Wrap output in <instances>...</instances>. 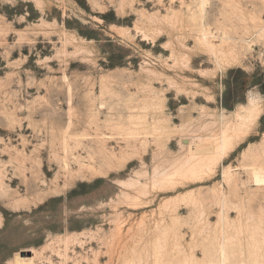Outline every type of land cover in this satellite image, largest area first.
I'll list each match as a JSON object with an SVG mask.
<instances>
[{
  "label": "rangeland",
  "instance_id": "obj_1",
  "mask_svg": "<svg viewBox=\"0 0 264 264\" xmlns=\"http://www.w3.org/2000/svg\"><path fill=\"white\" fill-rule=\"evenodd\" d=\"M257 166L264 0H0V264H264Z\"/></svg>",
  "mask_w": 264,
  "mask_h": 264
},
{
  "label": "bare ground",
  "instance_id": "obj_2",
  "mask_svg": "<svg viewBox=\"0 0 264 264\" xmlns=\"http://www.w3.org/2000/svg\"><path fill=\"white\" fill-rule=\"evenodd\" d=\"M247 113V112H246ZM254 114H255V116H254ZM257 116H258V114H256V111L255 110H253V111H251L250 112V114L248 115H246V118H243V122H241L242 123V125L243 126H247V125H249L248 123L249 122H251V120H255V117L257 118ZM241 117V116H240ZM233 129V128H232ZM231 129V130H232ZM230 130H228V131H224L225 132V134H223L224 132H222V135H221V137L224 135V143H222V146H221V151H219V152H216L217 151V149H215V148H213L215 151L213 152V153H215V154H213V153H211V155H218V157H216V156H213L214 158H212L211 160H212V162H217V160H221V158L223 157V156H225L226 155V153H227V151L228 150H230L231 148H233V145H234V143H233V140L237 137L238 138V136H240V135H238L237 136V132L238 131H236V129H234V130H232V133L231 134H228V132H229ZM204 143V142H203ZM224 144V145H223ZM197 146V145H196ZM208 146V145H207ZM214 146V145H213ZM198 148H197V153H195L196 155L200 152V146H197ZM203 147H201V149H202ZM205 149V148H204ZM208 149H209V147H208ZM207 149V150H208ZM202 151L203 152H206L205 150H201V153H202ZM229 153V152H228ZM210 155V156H211ZM228 155V154H227ZM205 156V155H204ZM207 156H209V154L207 155ZM199 158V157H198ZM202 161V160H201ZM204 161V160H203ZM251 172L255 175V177H256V180L258 181V183L259 184H261V185H264V167H260V166H257V167H253L252 169H251ZM258 184V185H259ZM223 245V244H222ZM221 248V247H220ZM222 250H224L223 248H222ZM221 250V251H222ZM221 255V254H220ZM221 257V256H220ZM222 264H226V255H225V253L222 251Z\"/></svg>",
  "mask_w": 264,
  "mask_h": 264
}]
</instances>
